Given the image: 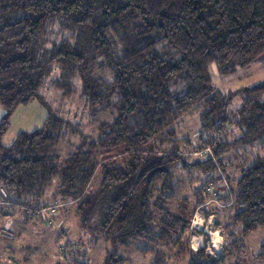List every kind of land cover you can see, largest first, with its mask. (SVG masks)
Segmentation results:
<instances>
[{
  "label": "trees",
  "instance_id": "trees-1",
  "mask_svg": "<svg viewBox=\"0 0 264 264\" xmlns=\"http://www.w3.org/2000/svg\"><path fill=\"white\" fill-rule=\"evenodd\" d=\"M54 24L60 35L50 41ZM259 60L264 0H0L2 202L24 211V222L34 218L29 206L72 202L81 226L112 244L104 264H128L119 251L135 243L152 264H222L264 228V155L235 162L264 140V81L234 105L210 67L231 75ZM44 89L59 92L62 111L80 102L87 122L50 113L3 145L16 109L43 102ZM192 114L194 138L179 129ZM207 148L213 157L192 156ZM181 184L194 193L179 197ZM211 186L223 188L217 202ZM210 202L219 206L206 214L221 212L228 239L221 259L189 243L197 209Z\"/></svg>",
  "mask_w": 264,
  "mask_h": 264
},
{
  "label": "rangeland",
  "instance_id": "rangeland-1",
  "mask_svg": "<svg viewBox=\"0 0 264 264\" xmlns=\"http://www.w3.org/2000/svg\"><path fill=\"white\" fill-rule=\"evenodd\" d=\"M58 32V26L56 24L52 25L50 41L59 38L60 33ZM210 72L213 86L224 93H234V105H237L241 101L240 91L242 89L264 81V61L254 62L248 67L238 69L231 75H223L218 66L213 64L210 67ZM58 93L53 89H44L41 93L43 102L34 99L28 105L18 107L11 117L10 129L2 141L3 145H12L21 132H33L41 128L50 113L61 115L64 112V114L67 113L66 115L71 117L70 119L74 123L87 122L83 115L85 109L76 100L74 104L66 106L62 111L63 109L58 101V96H60ZM5 114V109L0 106V123ZM179 126L181 133L194 138L197 133L196 130H198L199 119L194 117V114L188 115L183 118ZM259 155H264V140L256 144L254 148L247 149V153L241 151L235 157V162L239 163V160L244 159L249 163L253 157ZM101 181L102 172H99L93 179L91 190H98ZM185 182H187L186 179ZM181 185L177 189L179 197L191 196L194 193L191 188L188 189V185ZM195 186L198 187L199 184L197 183ZM217 189L221 194L223 188L220 186ZM0 194L3 196L2 193ZM2 201L5 200L0 198V264H72L61 257L60 245L64 241H74L80 246L82 243L83 246L78 251L80 254L81 252L84 253V250L87 251L86 258L83 254L80 260L79 257L77 258L79 263L75 262L74 264H80L81 260L86 263L89 262V264H104L107 255L114 251L112 244L100 237L96 231L81 226L80 220L76 216V206L72 202L65 200L48 202L46 204L48 206H58L54 210L47 211L48 213H39L40 208L36 205L29 206L38 216L24 222L27 216L23 209V212H21L19 208H11V205L3 204ZM221 217L222 215L219 219L223 222ZM204 229L205 223L202 225L201 230ZM206 234L205 237L207 236V239H209V235ZM223 238L225 244H227V237L223 235ZM214 239L219 240V237L215 235ZM263 243L264 228L240 238L239 248L235 250L234 246H231L233 251L222 264H264V259L258 258L260 246ZM145 247L146 245L143 243H135L126 249H121L119 252L130 258L128 264H152L153 255L141 253V250ZM178 264L190 263L184 261Z\"/></svg>",
  "mask_w": 264,
  "mask_h": 264
},
{
  "label": "built area",
  "instance_id": "built-area-1",
  "mask_svg": "<svg viewBox=\"0 0 264 264\" xmlns=\"http://www.w3.org/2000/svg\"><path fill=\"white\" fill-rule=\"evenodd\" d=\"M208 155H212V150L211 148H207L201 151H197L194 154H192V156L194 157H199V158H203L206 157ZM222 178H223V182L221 184V186L225 187V191L228 192L231 196V190L230 187L228 185L227 180L225 179L224 175L221 173ZM208 191L210 193H213L215 199L212 200V202H217L218 198L220 197V193H217L215 187L211 186L208 188ZM1 193L3 195V197H7V193L5 192V190H1ZM223 194V193H222ZM3 204H7V203H3ZM8 205H11V203H8ZM58 206L57 205H53V206H46V207H42L40 208L39 213H48L47 211L49 210H54L56 209ZM27 214L30 217H36L38 216L37 213H35V211L29 209V208H25ZM203 207H199L197 212L195 213L194 219L192 221V225H191V229L194 231H201L202 229V225L205 223L204 221V217H203ZM41 215V214H39ZM219 230L218 229H212L208 232L209 235V239H207L206 243H205V250L206 253L210 256H212L215 259H218L220 257H222L223 255V242L220 239V234H219ZM217 235L219 237V240H215L214 236ZM62 239V238H61ZM62 240H67L66 238H63ZM60 250H61V257L63 260L66 261H71V262H75L77 260V256L79 254L78 251H80V244H78L77 242L74 241H64L61 245H60Z\"/></svg>",
  "mask_w": 264,
  "mask_h": 264
},
{
  "label": "crops",
  "instance_id": "crops-1",
  "mask_svg": "<svg viewBox=\"0 0 264 264\" xmlns=\"http://www.w3.org/2000/svg\"><path fill=\"white\" fill-rule=\"evenodd\" d=\"M216 205H218L217 203H208L205 204L203 206L204 211H203V217H204V221H205V229L202 231H194L190 228V239H189V243H190V247L197 251L200 249H205V243L207 241V236L205 237V234L212 229H218L219 230V234H220V239L223 242V255H224V245H225V241L223 240V235L221 234V231L223 230V224L221 222V220L219 219L221 216V212L219 210H216L214 213L207 215L206 214V210L209 209H213L214 207H216ZM219 206V205H218ZM217 206V207H218ZM198 210V209H197ZM223 218V216L221 217ZM222 225V226H221ZM206 234V235H207ZM222 255V256H223Z\"/></svg>",
  "mask_w": 264,
  "mask_h": 264
}]
</instances>
